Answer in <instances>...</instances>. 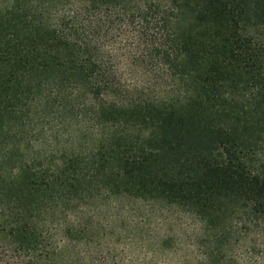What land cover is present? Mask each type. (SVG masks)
Returning a JSON list of instances; mask_svg holds the SVG:
<instances>
[{"label":"trees","instance_id":"16d2710c","mask_svg":"<svg viewBox=\"0 0 264 264\" xmlns=\"http://www.w3.org/2000/svg\"><path fill=\"white\" fill-rule=\"evenodd\" d=\"M125 55L176 92L112 99L143 91ZM53 113L87 141L45 147ZM263 142L264 0H0V234L24 264L57 262L80 230L53 216L100 190L196 215L203 254L243 264L222 248L232 216L235 242L264 230Z\"/></svg>","mask_w":264,"mask_h":264},{"label":"rangeland","instance_id":"374dc122","mask_svg":"<svg viewBox=\"0 0 264 264\" xmlns=\"http://www.w3.org/2000/svg\"><path fill=\"white\" fill-rule=\"evenodd\" d=\"M131 57L125 55L118 60L119 76L126 85L143 91H127L124 96H111L112 99L124 102V97L140 95L168 99L176 92L154 87L149 75L130 63ZM51 117L50 122L35 119L32 123L45 126L40 135L45 147H56L57 140L61 147L68 142L71 147L87 141L83 132L75 128L69 133L58 132V139L54 140L58 127L62 128V119L54 113ZM53 218L55 222L61 221V227L73 225L80 232L64 238L63 255L57 262L43 264H214L213 260L220 259L219 254L213 258L203 254L209 229L196 215L155 200H135L100 190L64 202ZM238 220L232 216L228 221L231 240L223 245L222 253L228 255L233 250L243 264H264V230L251 227L235 242L243 230ZM11 246L9 239L0 234V251L7 255L0 257V264H24L18 256L12 257ZM246 246L251 252L245 251Z\"/></svg>","mask_w":264,"mask_h":264}]
</instances>
